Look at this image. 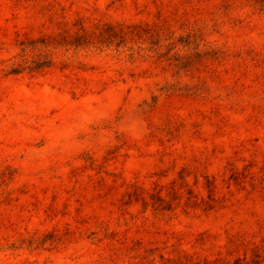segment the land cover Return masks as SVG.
<instances>
[{"label":"rangeland","instance_id":"374dc122","mask_svg":"<svg viewBox=\"0 0 264 264\" xmlns=\"http://www.w3.org/2000/svg\"><path fill=\"white\" fill-rule=\"evenodd\" d=\"M0 264H264V0H0Z\"/></svg>","mask_w":264,"mask_h":264},{"label":"trees","instance_id":"16d2710c","mask_svg":"<svg viewBox=\"0 0 264 264\" xmlns=\"http://www.w3.org/2000/svg\"><path fill=\"white\" fill-rule=\"evenodd\" d=\"M141 27L140 26H129V27H116V26H105L97 33L89 34L83 31L82 34H76L75 36H66L64 38L66 46L81 48L88 47L90 45L102 47H110L115 45L120 47L124 45L128 39H134L135 37L141 38ZM150 31V30H147ZM152 37H154L152 35ZM48 63L47 58H44L42 61L33 62V65H27L30 70L40 69ZM25 68L14 69V73L19 72V70H24ZM258 258V256H256ZM252 263H256V260H253Z\"/></svg>","mask_w":264,"mask_h":264}]
</instances>
